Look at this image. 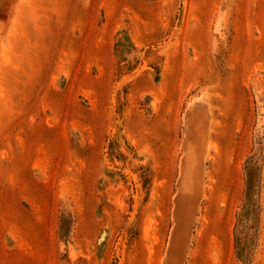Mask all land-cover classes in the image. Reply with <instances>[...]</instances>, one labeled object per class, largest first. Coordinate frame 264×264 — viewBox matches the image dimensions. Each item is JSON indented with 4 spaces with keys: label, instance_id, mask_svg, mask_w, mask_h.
I'll use <instances>...</instances> for the list:
<instances>
[{
    "label": "rangeland",
    "instance_id": "1",
    "mask_svg": "<svg viewBox=\"0 0 264 264\" xmlns=\"http://www.w3.org/2000/svg\"><path fill=\"white\" fill-rule=\"evenodd\" d=\"M0 264H264V0H0Z\"/></svg>",
    "mask_w": 264,
    "mask_h": 264
},
{
    "label": "trees",
    "instance_id": "2",
    "mask_svg": "<svg viewBox=\"0 0 264 264\" xmlns=\"http://www.w3.org/2000/svg\"><path fill=\"white\" fill-rule=\"evenodd\" d=\"M252 191H254V187L251 186V188L249 187V194H251ZM245 208H247L248 210H250V212L253 211V209H252V205H251V204H250L249 206L245 207ZM251 209H252V210H251ZM248 213H249V212H247L246 214H248Z\"/></svg>",
    "mask_w": 264,
    "mask_h": 264
}]
</instances>
